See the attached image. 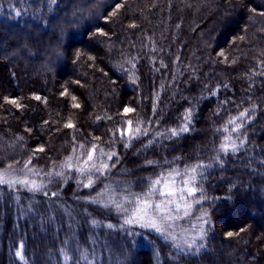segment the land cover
I'll use <instances>...</instances> for the list:
<instances>
[{"label": "trees", "instance_id": "trees-1", "mask_svg": "<svg viewBox=\"0 0 264 264\" xmlns=\"http://www.w3.org/2000/svg\"><path fill=\"white\" fill-rule=\"evenodd\" d=\"M262 73L264 0H0V169L30 160L49 172L81 143L118 154L94 188L75 173L51 183L65 211L0 187V264H264ZM187 109L188 132L155 136L180 127ZM244 110L240 132H223ZM129 119L148 135L114 137ZM229 134L244 144L225 155ZM201 162L210 167L194 204L207 214L199 251L108 228L115 209L85 199L104 185L139 193L162 170Z\"/></svg>", "mask_w": 264, "mask_h": 264}, {"label": "snow or ice", "instance_id": "snow-or-ice-1", "mask_svg": "<svg viewBox=\"0 0 264 264\" xmlns=\"http://www.w3.org/2000/svg\"><path fill=\"white\" fill-rule=\"evenodd\" d=\"M121 5H117L119 9ZM17 15L20 13L17 12ZM115 14V13H113ZM104 34V33H101ZM223 56V53H220ZM134 66V65H133ZM264 74V73H262ZM39 99V97H36ZM75 99V97H73ZM15 103V101H11ZM74 107H79L78 104ZM135 109L125 108L124 114L134 112ZM248 110L241 111L238 116L232 117L227 121V125L223 128V132L228 133L231 126L232 133L240 132L243 127V122L248 117ZM192 109H187L183 114V124L178 128H170L165 132H157L155 136H165L169 134L171 137H178L183 133L189 131L191 124ZM67 128H73L74 125L69 121L65 124ZM118 135L119 139H127L128 141L135 140L141 136H147V126L141 121H133L129 119L126 121V127L123 129L118 128L114 137ZM154 141H149L148 147ZM114 140L109 144L111 147ZM244 141L234 139L231 134L225 135L222 142L219 145V151L225 155L228 153H235L243 147ZM128 147L126 143L124 145ZM78 148L83 150L81 157H75L76 163H73V157H68L67 160L58 171L47 172L46 176L49 178L48 182L52 183L53 180L59 179L64 181L68 178V174L75 173L79 179H77L78 186L84 188H94L97 179L106 175L111 171V168L115 166L113 158L118 160V154L115 151H105L96 144H91L90 147L84 143L78 145ZM43 151V148L37 149ZM75 151V149H74ZM31 161L29 160L24 168L18 170L19 173H23V176L16 175L10 176L9 171L16 172V169L9 168L4 171H0V186H7L9 188L21 187L29 192H43L45 196L49 193L46 191L48 184L44 182H37L30 177L33 175L38 176L39 172L30 168ZM149 164H159L157 161H148ZM172 162L165 160L164 164H171ZM210 167L202 162L197 163L183 169L170 167L157 173L154 177H149L146 187L143 191L137 193L133 192L130 188L120 185H104V187L97 192L96 197H92L87 202L100 204L103 201L102 207L115 209L123 217V226H139L140 228H146L156 232L165 240L171 241L173 247L178 251H183L185 247L189 251H199L203 245L198 244V241H202L205 238L206 233L201 226L191 221L194 204L201 203V200L197 198L198 194L203 196V189L201 187V180L203 179L204 170ZM95 177V179H94ZM179 178V181L178 179ZM52 196H56L57 193L52 192ZM204 216L196 217V220L207 223ZM188 219L191 223V229H182L181 236L178 238L177 234L173 231V228L177 225V221ZM93 226L98 225V221L93 220L91 222ZM108 228H112L113 225H107ZM192 230H196L194 235H190L189 238H184L183 233H191ZM133 234V233H130ZM134 235V234H133ZM229 237L233 233H227ZM21 247H23L21 245ZM17 256H21L18 251ZM21 258H23L21 256ZM83 259L87 260V256L83 255Z\"/></svg>", "mask_w": 264, "mask_h": 264}, {"label": "rangeland", "instance_id": "rangeland-1", "mask_svg": "<svg viewBox=\"0 0 264 264\" xmlns=\"http://www.w3.org/2000/svg\"><path fill=\"white\" fill-rule=\"evenodd\" d=\"M107 152V151H106ZM82 153H83V150H81V149H77L72 155H71V157H73V163H76V160H75V157H81V158H83V156H82ZM70 157V156H69ZM67 160V158L58 166V167H56V168H53L51 171H49V172H52V171H58L60 168H61V165H63L64 163H65V161ZM111 163V162H110ZM24 166L25 165H21V166H13V167H11V169H16L17 171L16 172H12V171H9V175L10 176H16V175H20V176H23V173H19L18 172V170L19 169H21V168H24ZM29 167L30 168H33L34 170H36V171H38L39 172V175L38 176H36V175H33V176H31L30 178L31 179H35L38 183L39 182H44L45 184H48V187H47V189H46V191L49 193V197H51L50 199H47V198H45L46 200H49L50 201V203H49V205H48V208L49 207H51V210H54L53 209V207L54 206H58L60 209H64V206H66V204L65 203H63V201H58V200H56V199H54L55 198V196H52L51 195V193L52 192H55V193H59L58 191H54V190H52V187H53V185H51V183H49L48 182V180H49V178L46 176V173L47 172H44V170L43 169H39V168H37V167H35V166H33V165H29ZM8 168H6V169H0V171H4V170H7ZM71 174V173H70ZM70 174H68V178H69V176H70ZM105 176V175H104ZM102 177V176H101ZM67 178V179H68ZM66 179V180H67ZM94 179H95V177H94ZM178 179V178H177ZM57 180V179H56ZM56 180H53V181H56ZM178 181H179V179H178ZM64 182V181H63ZM55 184H57V183H55ZM0 187H2V188H6V190H8L9 189V187H7V186H0ZM11 189H14V190H21L22 192H20V194L22 195V194H24V192H26V193H30V195L32 194H34V197L36 198V196L38 197L39 195H35V194H44L43 192H35V193H33V192H29L28 190H26V189H24V188H21V187H16V188H11ZM13 190V191H14ZM43 198L45 197V195H43L42 196ZM92 197H96V195L94 194V195H92V196H85V199L86 200H89L90 198H92ZM34 198V199H35ZM48 203V202H47ZM46 204V203H45ZM101 204H103V201H101ZM34 205V206H33ZM43 205L44 204H42V205H40L41 206V208L43 207ZM38 207V204L36 203L35 204V202H32V203H30V206L28 207L29 209H30V207ZM43 208H47V207H43ZM195 208V207H194ZM193 208V212H192V217H191V221L193 222V223H196L198 226H201L202 227V229H203V231L205 230V225H204V223L202 222V221H199V220H196V217H199V216H203V215H201V214H198L196 211H195V209ZM64 211H65V209H64ZM113 213H114V217H115V219L118 221V223H108L107 225H109V224H111V225H113V229L114 230H116V229H125V228H127V229H141V230H145L146 228H140L139 226H123V219H124V217L119 213V212H117L116 210H114V211H112ZM28 213H29V215L30 216H34V214L32 213V211H28ZM205 219H206V217H205ZM89 220V224L92 226V227H98L99 226V220L97 219V218H94V217H91L90 219H88ZM93 220H95V221H98V225L97 226H93V224L91 223ZM177 225L178 226H175L174 228H173V231L177 234V236H178V238H180V236H181V232H182V229H191V223L189 222V220L188 219H183V220H179V221H177ZM147 230H149V229H147ZM195 231L196 230H192L191 231V233H183V237L184 238H189V236L190 235H194L195 234ZM40 232L42 233V230H40ZM198 244H201L202 243V241H198L197 242ZM183 251H189L188 249H187V247H185L184 248V250Z\"/></svg>", "mask_w": 264, "mask_h": 264}]
</instances>
